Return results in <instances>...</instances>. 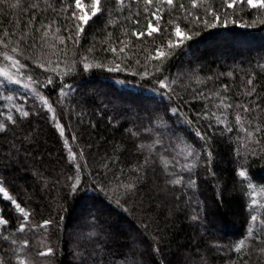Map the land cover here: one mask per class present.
Listing matches in <instances>:
<instances>
[{"label":"trees","instance_id":"16d2710c","mask_svg":"<svg viewBox=\"0 0 264 264\" xmlns=\"http://www.w3.org/2000/svg\"><path fill=\"white\" fill-rule=\"evenodd\" d=\"M195 3L0 0V264H264V8Z\"/></svg>","mask_w":264,"mask_h":264},{"label":"snow or ice","instance_id":"6c2138e0","mask_svg":"<svg viewBox=\"0 0 264 264\" xmlns=\"http://www.w3.org/2000/svg\"><path fill=\"white\" fill-rule=\"evenodd\" d=\"M100 2L101 0H92V10H91V15L90 16H87V15H80V16H77V14L75 12H73V17L82 21L83 24H87V21L88 19L91 18V16H95L99 11H100V8H99V5H100ZM118 3L122 4L123 3V0H117ZM145 3L147 4H151L152 3V0H144ZM158 2H161V3H167L169 6H172L173 5V0H158ZM74 4H75V7L77 9H82L83 8V5L81 3V0H74ZM225 4H226V7L227 8H233L235 7L237 4H247L249 7L251 8H264V0H225ZM193 7H196V3H195V0H193ZM180 8L183 9L184 8V5L181 4L180 5ZM160 11V9H157L155 12L152 13V16L156 19H159V17L157 16V13ZM207 12L209 15H212L216 20H220L221 17L216 14L211 8L207 9ZM189 15H191V13H189ZM197 19H199V17H197ZM136 23H138V21H135ZM207 23V22H205ZM147 28H148V31H147V34L148 35H151L152 32L154 31H157V28H154L153 25H152V21L149 20L148 21V25H147ZM77 29H78V32L77 34H79V32H82L83 31V28L80 26V25H77ZM145 33L143 32H140V33H137L135 30L133 31V35L134 36H137V38H141ZM176 34L177 35H181L180 33V29L179 27L177 26L176 28ZM45 35H47V33H45ZM60 40L61 42H63V37H60ZM113 51H115V49H112ZM13 51H17V49H13ZM121 51H123V49H121ZM159 55H166L164 53H159ZM5 59H8V60H12V57L10 56H5L4 57ZM12 63H13V66H16V65H19L20 62L18 60H12ZM0 76H4L6 78H8L9 80H11V76H9V73L8 72H5L3 69H0ZM15 83L19 84L20 81L19 80H15L14 81ZM49 83H51V79H49ZM248 83H252L251 80L248 81ZM25 87H27V85H25ZM161 87H167V85H165L163 82H161ZM41 99L43 100V97H41ZM46 103V101H45ZM230 107V105H229ZM245 111H248L247 108L244 109ZM23 116H28V112H23ZM241 119V117L238 115L237 116V122H239ZM3 126L0 125V128H2ZM230 130V129H229ZM256 131H260V128L257 127ZM249 136L252 135V133H248ZM67 143V142H66ZM189 155H191V152H189ZM75 157L73 156V159ZM185 167H190L188 165H185ZM239 175L241 177H245L246 173L245 171H240L239 172ZM181 181L179 179H176V180H173L172 183L174 184H179ZM74 188L76 187L75 185L73 186ZM0 191H3V189H0ZM5 195H7V193H4ZM12 203L13 204H16V201L15 200H12ZM17 208H19V205L17 204L16 205ZM21 212H23L24 210L21 208L20 209ZM253 219L255 220L256 218L253 217ZM27 220H28V215L27 213L24 214V223H22L20 225V228L18 229V231H24L25 229V226L27 224ZM6 221L3 220L2 218H0V225H3L5 224ZM50 223V221H45L43 225H41V227H46L48 224ZM27 243V242H25ZM243 244L244 242L241 241L240 242V245L237 247V251L240 250L241 247H243ZM52 253V249H47V251L45 252H41L39 253L40 255H50ZM20 264H24V261L21 260L20 261Z\"/></svg>","mask_w":264,"mask_h":264},{"label":"rangeland","instance_id":"374dc122","mask_svg":"<svg viewBox=\"0 0 264 264\" xmlns=\"http://www.w3.org/2000/svg\"><path fill=\"white\" fill-rule=\"evenodd\" d=\"M81 3L83 5V8L82 9H78V11H77L78 12V16H80V15L90 16L91 15V10H92V3L85 4V3H83V1H81ZM99 8H100V5H99ZM91 17H93V16H91ZM80 22H82V21H80ZM180 33H181V35H177L178 38H182L183 37V33L182 32H180ZM73 233H70V234L73 235Z\"/></svg>","mask_w":264,"mask_h":264}]
</instances>
